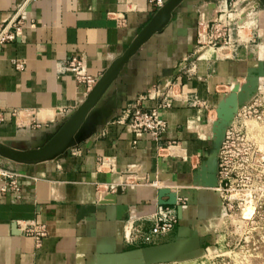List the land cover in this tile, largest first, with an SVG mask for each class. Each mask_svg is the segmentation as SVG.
Instances as JSON below:
<instances>
[{
    "label": "crops",
    "instance_id": "crops-1",
    "mask_svg": "<svg viewBox=\"0 0 264 264\" xmlns=\"http://www.w3.org/2000/svg\"><path fill=\"white\" fill-rule=\"evenodd\" d=\"M24 1L0 0V25ZM218 1L230 0H184L91 108L73 146L32 161L0 153V167L20 181V198L0 191V264H149L160 249L127 243L126 223L152 214L161 188L195 190L194 203L178 211L183 239L221 215V195L198 176L214 153L218 102L264 72V9L243 42L217 49L211 29L199 43L198 25ZM27 10L20 36L0 47V145L25 153L41 149L87 101L91 89L67 70L68 60L78 57L99 78L158 9L148 0H33ZM169 88L179 96L160 110L168 124L160 141L117 123L135 105L157 107ZM88 206L96 211L80 217ZM25 221L46 224L47 236L22 233Z\"/></svg>",
    "mask_w": 264,
    "mask_h": 264
},
{
    "label": "built area",
    "instance_id": "built-area-1",
    "mask_svg": "<svg viewBox=\"0 0 264 264\" xmlns=\"http://www.w3.org/2000/svg\"><path fill=\"white\" fill-rule=\"evenodd\" d=\"M32 1L25 0L23 3L17 5L9 20L0 25V47L3 44L13 42L20 36L22 30L27 25V8ZM148 1L157 9L161 8L166 2V0ZM258 7L259 2L257 0L218 1L213 7L205 6L200 13L201 23L198 25L199 43L203 44L206 40L208 29H211L214 33L213 45L217 49L232 47L239 41L243 42L247 38L248 29H253L260 24V21L257 20V12L260 10ZM14 63L18 69L23 67V63L17 60ZM67 70L74 76L78 83L86 84L89 89H92L99 79L97 76L87 74L83 61L76 56L68 60ZM178 94L179 92H176L175 89L169 88L157 107L154 109H145L139 105H135L125 110L117 118V123L127 126L138 137L148 135L156 141H160L168 128L167 121L161 116L160 110L170 108L172 106V100L176 96L178 97ZM258 106L254 104L240 108L226 129L225 137L218 154V185L215 188L221 195L223 209L225 208L224 201H222L223 184L226 179L222 176L221 169L226 155L230 152V139L232 138L233 132H237L238 137L241 136L240 140L243 142V146L247 148L250 146L247 129L244 128L242 120L245 119L247 113H254L255 117L260 118L264 111L260 112L257 108ZM176 146L177 144L171 143L168 145V148ZM244 153L248 154V152ZM0 182L1 192H12L17 199L20 198V181L17 173L5 167H0ZM171 191L176 193V202L174 205L160 204L158 202L152 214L148 216H137L128 220L126 223L127 234L125 237L127 243L139 247H147L173 240L180 223L178 211L181 207L194 203L195 190L193 188H176L171 189ZM20 229L22 233L35 238L37 241L47 236V226L41 222L25 221L20 224Z\"/></svg>",
    "mask_w": 264,
    "mask_h": 264
},
{
    "label": "rangeland",
    "instance_id": "rangeland-1",
    "mask_svg": "<svg viewBox=\"0 0 264 264\" xmlns=\"http://www.w3.org/2000/svg\"><path fill=\"white\" fill-rule=\"evenodd\" d=\"M258 8L264 9L261 4ZM244 83L241 80L237 84ZM254 104L259 105L260 112L264 111L261 79L256 92L239 109ZM242 123L250 146H243L241 136L233 132L230 152L221 169L226 179L222 198L225 208L221 215L209 218L206 227L203 224L191 227L197 235L195 238L172 243L179 245L171 256L165 257L170 261L152 264H264V112L260 118L247 113ZM249 207L253 212L247 215Z\"/></svg>",
    "mask_w": 264,
    "mask_h": 264
},
{
    "label": "water",
    "instance_id": "water-1",
    "mask_svg": "<svg viewBox=\"0 0 264 264\" xmlns=\"http://www.w3.org/2000/svg\"><path fill=\"white\" fill-rule=\"evenodd\" d=\"M184 0H166L165 4L159 8L153 15L149 23L140 31L135 40L130 44L126 52L120 57L116 58L102 76L99 77L95 86L91 89L87 101L84 105L79 107L62 126L60 131L52 136L48 142L39 150L34 152H17L10 148L0 145V153L14 160L32 161L47 157L53 153L61 152L76 143V135L83 124L86 116L88 115L91 108L99 101L104 95L106 90L117 78L124 65L128 60L137 52V50L164 24H166L173 11L183 2ZM259 4L264 7V0H257ZM264 77V72H257L247 76L246 81L242 86L234 84L231 91L225 95L217 104L216 112L217 119L212 124V142H213V155L211 160L202 166L199 172V180L202 182V186L209 188H216L218 185V154L221 148V144L225 137L227 127L231 124L239 106L252 94H254L259 85V80ZM159 203L166 205H174L176 202V193L171 191L169 188H161L159 190ZM112 195H107L105 200H111ZM167 198V199H165ZM124 205L118 206V219H121L124 212L126 211ZM96 211V206H88L82 208L80 217L88 216L90 213ZM190 238H195L197 235L193 230L190 232ZM179 237V232L176 231V236L173 240L162 243L155 246H147L151 248H159L157 255H150L149 264L157 262H167L170 258L164 257V248L176 242ZM144 247V248H147Z\"/></svg>",
    "mask_w": 264,
    "mask_h": 264
},
{
    "label": "bare ground",
    "instance_id": "bare-ground-1",
    "mask_svg": "<svg viewBox=\"0 0 264 264\" xmlns=\"http://www.w3.org/2000/svg\"><path fill=\"white\" fill-rule=\"evenodd\" d=\"M252 212H253V208L249 207L248 210H247V212H246V214L247 215H250ZM175 245L176 244H172V245H169L167 248H164V253L165 254H171V253H173L174 252V246Z\"/></svg>",
    "mask_w": 264,
    "mask_h": 264
}]
</instances>
